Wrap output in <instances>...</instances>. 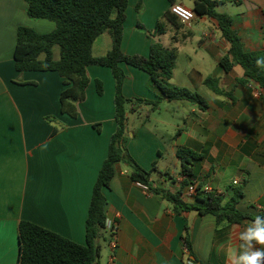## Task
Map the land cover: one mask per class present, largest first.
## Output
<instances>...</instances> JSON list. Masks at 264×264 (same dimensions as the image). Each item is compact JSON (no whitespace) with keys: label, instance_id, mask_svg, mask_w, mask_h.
<instances>
[{"label":"crops","instance_id":"crops-1","mask_svg":"<svg viewBox=\"0 0 264 264\" xmlns=\"http://www.w3.org/2000/svg\"><path fill=\"white\" fill-rule=\"evenodd\" d=\"M218 1L222 2L218 11L232 17V29L244 50L264 51V0ZM177 3L184 5V0ZM26 8L25 0H0V264H18L21 221L86 245L93 189L116 130L115 80L110 68H87L90 83L75 118L60 111L65 85L57 72L16 70L18 28L27 26L41 33L55 28L52 21L30 19ZM170 8L169 0H128L122 50L148 57L155 41L177 48L169 83L199 93L207 107L163 100L142 123L139 117L149 107L138 106L128 116L127 150L141 167L152 171L153 187L180 192L188 204L197 195L187 193L193 183L211 185L226 199L232 186H243L237 208L256 217L264 212V89L245 75L241 65L234 64L229 72L221 67L230 45L212 18L195 16L180 28L168 26L156 38L138 29L139 23L155 29ZM111 48L112 37L105 32L95 41L93 54L103 56ZM122 67L126 98L159 99L158 91L149 88L146 72L124 63ZM209 77L218 79L219 87L230 94L213 92L205 84ZM97 80L103 83L102 95ZM134 116L139 117L131 126ZM97 123L101 131L94 128ZM179 147L202 156L191 164L190 177L181 173ZM131 172L127 163H117L103 188L104 212L117 231L115 235L109 229L102 232L97 264H231L229 254L239 252V234L251 220L217 225L212 214L177 213L163 195L133 181Z\"/></svg>","mask_w":264,"mask_h":264},{"label":"trees","instance_id":"trees-1","mask_svg":"<svg viewBox=\"0 0 264 264\" xmlns=\"http://www.w3.org/2000/svg\"><path fill=\"white\" fill-rule=\"evenodd\" d=\"M169 1L171 6L177 4V0ZM25 2L30 19L52 21L55 23V28L46 33L27 26L18 28L14 49L16 70L57 72L64 79L65 85L60 95V111L75 118L78 115V104L86 99V90L90 83L87 68L89 66L110 68L115 80L116 130L111 136L107 158L93 189L85 224L86 245L64 238L32 222L21 221L18 264H97L101 251L98 241L106 229L107 219L104 212L106 199L103 188L109 185L115 165L119 162H125L131 167L133 181L147 186L153 193L163 195L174 204L177 213L182 210H196L201 215L212 214L216 218L217 225L241 224L245 220L255 219L251 214L237 208L239 200L244 196L243 186H232L229 189L228 199L225 196L207 194L199 190L195 201L188 204L183 202L180 192L172 194L165 189L153 187L152 171L141 167L127 150L128 116L129 113L135 112L138 106L149 107L144 123L147 122L150 114L159 108L163 100H183L197 104L202 109L207 107V102L199 93L169 83L176 68L177 48H167L159 41H155L148 57L128 55L123 52L121 43L128 0H25ZM221 5L222 2L218 0H193L192 10L196 16L216 20L223 38L229 43L228 53L220 60L224 71L229 72L234 64H239L245 70V75L264 89V67H258L256 64L258 59L264 60V51L244 50L238 34L232 29V17L218 11ZM168 26L175 28L182 26L171 10L166 11L159 19L155 29H147L141 23L138 24V29L156 38L165 34ZM105 32L112 37V48L103 56H95L94 43ZM56 47L59 49L58 58L55 56ZM123 63L139 68L149 75V88L158 91V100L129 99L124 96L123 83L126 74L122 67ZM19 83L29 84L22 81ZM205 84L217 94H230L219 87L218 79L209 77L205 80ZM96 86L98 94L102 95L103 83L97 80ZM46 119L49 122L54 121L53 117ZM93 126L101 131V124L97 123ZM177 156L181 160V173L186 177H190L193 172L191 164L202 158L187 147H179ZM155 169L156 164L153 167V170ZM259 216L264 218V212ZM185 241L187 242V238Z\"/></svg>","mask_w":264,"mask_h":264},{"label":"clouds","instance_id":"clouds-1","mask_svg":"<svg viewBox=\"0 0 264 264\" xmlns=\"http://www.w3.org/2000/svg\"><path fill=\"white\" fill-rule=\"evenodd\" d=\"M258 67H264V60L256 61ZM239 252L233 250L229 254L231 264H264V218L257 215L248 226L240 232Z\"/></svg>","mask_w":264,"mask_h":264},{"label":"built area","instance_id":"built-area-1","mask_svg":"<svg viewBox=\"0 0 264 264\" xmlns=\"http://www.w3.org/2000/svg\"><path fill=\"white\" fill-rule=\"evenodd\" d=\"M170 10L174 15L178 17V19L180 20L182 24H190L195 19V16H196L192 9H189L185 7L184 5L178 4V3L175 5H172ZM235 184H237V181L235 182ZM139 185L143 187L145 190L148 189L147 186L141 183H139ZM199 190L207 194L214 193L215 195H218V196L221 195V193L219 191L214 190V188L211 185L199 186L194 183L188 187L187 193L189 195H194V194H197ZM106 229H109L112 232V234L115 235L117 231V225L113 221L106 219ZM185 247L187 249L186 244H185ZM190 264H193V263H190Z\"/></svg>","mask_w":264,"mask_h":264},{"label":"rangeland","instance_id":"rangeland-1","mask_svg":"<svg viewBox=\"0 0 264 264\" xmlns=\"http://www.w3.org/2000/svg\"><path fill=\"white\" fill-rule=\"evenodd\" d=\"M184 6L190 9L191 6H192V3L190 2V0H184ZM58 51H59V49H58V47H56L55 52L57 53ZM161 104H162V103H160L159 106H162ZM147 109H149V108H147ZM147 109H146V111H145L144 113L141 114L140 117H139V116H134V117L132 118L131 126H132V123L135 122L134 120H136L137 117H139V119L141 118L142 123H144V120L147 119V113H148V112H147ZM129 115H130V113H129ZM155 115H158V114L155 113ZM99 124H100V123H99ZM101 128H102V125H101ZM126 135H127L128 139H130L129 134H128V125H127V134H126Z\"/></svg>","mask_w":264,"mask_h":264}]
</instances>
